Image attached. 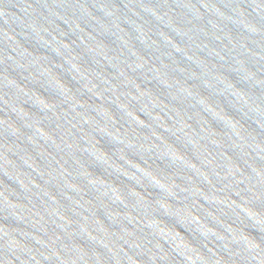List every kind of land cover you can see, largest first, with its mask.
Wrapping results in <instances>:
<instances>
[{
	"label": "water",
	"instance_id": "95a60500",
	"mask_svg": "<svg viewBox=\"0 0 264 264\" xmlns=\"http://www.w3.org/2000/svg\"><path fill=\"white\" fill-rule=\"evenodd\" d=\"M0 264H264V0H0Z\"/></svg>",
	"mask_w": 264,
	"mask_h": 264
}]
</instances>
